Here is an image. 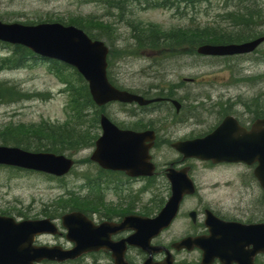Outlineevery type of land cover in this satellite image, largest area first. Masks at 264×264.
<instances>
[{"label": "rangeland", "instance_id": "374dc122", "mask_svg": "<svg viewBox=\"0 0 264 264\" xmlns=\"http://www.w3.org/2000/svg\"><path fill=\"white\" fill-rule=\"evenodd\" d=\"M224 1L209 0L195 6L188 5L186 9L181 10L182 13L185 12L183 14H175L168 9L133 8L128 15L121 16L115 10H109L106 12L107 16H103L102 4L97 0H0V19L4 22L58 21L70 24L72 19L79 17L85 21V24L94 25V29L109 28L108 35L112 43L108 44L104 39L102 40L108 46V53L111 52L107 58L109 61L107 73L116 86L142 92L144 88H157L160 84L178 82L182 77H195L198 82L203 83L186 84L185 87L194 94H209V99L201 100L203 95L196 97L197 101H202L204 104L196 112L206 119L207 124H210L211 119L205 117L203 113L209 109L216 111L214 103L221 98L248 99L252 97L262 106L257 107L260 109L259 112L264 111V42L258 46V50L242 56L218 58L191 52H180L179 55L171 56L150 50H144L142 55L134 56L129 55L136 43L128 25V19L131 17L143 23H154L165 30L217 28L230 31L232 30L230 23L220 21L217 16L225 11L233 10V7H224ZM226 1L230 2V0ZM255 8L262 15V26L258 29L264 35V0H256ZM91 17L96 20H91ZM131 22L138 23V21ZM7 50L5 46H0V56L8 54ZM28 63L21 68L0 71V82L15 85L16 89L23 92L46 93V95L30 100L0 103V130L6 127L14 128L18 124H36L43 120L51 122L73 120L75 124H71L72 127L77 129L88 127L92 133L96 130L99 133L98 124L94 123V115L91 112L79 122L72 115L69 98L63 91L61 79L49 70L50 62L30 59ZM228 84L230 86H227ZM185 109L186 107L180 110L179 114L185 113ZM233 109H239V106L236 105ZM171 111L175 112L174 109ZM103 112H106L114 122L129 123L125 110L117 104L107 105ZM91 150L90 147L79 149L74 154L64 152L65 155L69 154L76 164L72 171L61 179H51L40 173L17 171L0 166V212L5 211L16 219H21L20 213H25L29 218H40L46 215V212L50 215L68 212L71 209L67 206L71 202L68 200L70 198L67 197V193H72L68 191H76L99 203L98 191L94 193V196L89 195L87 187L81 186L87 182L86 177L102 175L93 164L88 162L87 157ZM153 153L158 160H166L173 156L172 151L165 144L158 145ZM194 170L202 174L198 178V189L208 202H216L213 198L219 201L230 199L237 193V179L233 176L222 177L220 172L224 171L221 167L209 169L206 165L196 162ZM106 182L114 183L121 188L119 180ZM226 183L227 186L224 185ZM129 185L133 190L127 189L120 196V200L109 184L110 188L104 190V204L98 207L97 205L87 206L89 208L85 210L86 213L94 211L101 218L126 213L153 215L163 204V195L167 194L166 190H155L152 184L130 182ZM160 192H162L161 196ZM175 232L176 226H173L159 239L169 242ZM129 257L135 259L132 255Z\"/></svg>", "mask_w": 264, "mask_h": 264}, {"label": "water", "instance_id": "95a60500", "mask_svg": "<svg viewBox=\"0 0 264 264\" xmlns=\"http://www.w3.org/2000/svg\"><path fill=\"white\" fill-rule=\"evenodd\" d=\"M0 40L23 45L36 55L59 60L76 68L87 81L89 93L97 105L114 100L138 104L150 102L112 86L106 77L107 47L104 42L91 39L73 25L57 22L28 25L0 21ZM262 40L263 37H258L242 43L202 44L196 51L204 55L244 53L253 50ZM226 123L223 121L217 129L203 138L179 142L174 146L184 156L211 159L214 162H257L254 174L264 190V129L257 124L247 132ZM259 123L264 124V119ZM100 126L102 134L96 141L91 159L103 167L128 170L132 175L151 172L152 165L148 162L146 153L148 146L142 144V140L147 138L146 134L118 129L104 115L100 117ZM0 164L59 176L70 169L73 160L62 154L30 152L0 145ZM179 176L182 178L168 176L171 194L153 218L129 215L117 226L102 224L92 227L79 212L63 215L62 222L67 228L66 237L75 244L68 251H61L58 247L32 245L34 235L53 231L54 226L48 219L15 221L9 216L0 215V264H33L34 261L46 258L64 260L100 247L111 250L114 264H127L123 259L126 244L137 246L148 254L159 251V248L149 246V240L170 223L182 194L192 191L189 178L183 174ZM221 228L216 233L217 239L211 238L209 241L210 249L204 248L207 254L202 257L203 264L212 260L211 252H215L222 264H230L233 260L237 264H251L252 255L264 250V225L261 228H251L247 237L239 233L237 228L232 227L229 232L226 226ZM123 229H133L134 232L119 241L109 240L110 234ZM202 241L197 240L196 244L202 245ZM187 242L183 240L181 244L188 246ZM249 242L253 244L252 248L246 249L245 245ZM164 261L165 264H171L169 256ZM144 264H152L150 255L144 260Z\"/></svg>", "mask_w": 264, "mask_h": 264}, {"label": "flooded vegetation", "instance_id": "af4514ba", "mask_svg": "<svg viewBox=\"0 0 264 264\" xmlns=\"http://www.w3.org/2000/svg\"><path fill=\"white\" fill-rule=\"evenodd\" d=\"M184 80L185 78H181ZM187 82V83H186ZM180 81L171 84H160L157 88L143 89L142 93L147 97H158V102L146 110L145 113H131L127 115L129 121H134L132 125L127 124V128L134 131L151 130L154 132L153 147L165 144L170 148L173 156L166 160H158L154 154H151V160L154 165L153 174L151 177L138 176L129 177L132 181L153 180L155 190H167L165 198L169 193V183L166 178V173L169 170H185L187 176L191 179L194 189L190 193H185L181 196L178 205V210L172 218L169 226L162 230L150 243L152 245H160L170 251L171 264H202V256L207 254V249L210 245V240L217 239L221 227L226 226L227 232L233 228L239 229L243 236L250 235L248 231L256 224H264V199L262 188L254 175V169L257 163L245 162H218L214 163L211 160H198L196 158H186L183 154L172 145L177 141H185L193 138H200L215 130L223 121L226 120V125L239 126L246 131L257 125V122L264 119V112H259L258 106L261 107L255 98L240 99V97L221 98L220 101L214 103V107L205 111L204 116L211 119V123L207 124L206 119L197 114L199 107H202L203 102L197 101V96H202L201 100L209 99V94L195 93L187 90L185 85H197L199 83L196 78L192 77L189 81ZM227 86H230L228 84ZM213 100V99H212ZM177 101V102H176ZM185 102H187L185 104ZM239 106V109H233L234 106ZM184 107L185 113L179 114ZM241 107V108H240ZM174 109L178 113H172ZM231 117L232 119H227ZM225 125V126H226ZM264 129V125L258 124ZM158 139V142H157ZM160 142V144H159ZM176 150H175V149ZM198 162L206 165L209 169L221 167L224 172L220 174L226 177L237 179L238 191L235 196L230 199L218 200L216 202H208L198 189V178L202 176L194 170V164ZM96 167V164H94ZM207 169V168H205ZM236 170V171H234ZM238 172V173H235ZM117 175L125 177L122 182L127 181V177L122 171H115ZM234 173V174H233ZM223 185V184H222ZM224 185H228L227 183ZM160 192V196H161ZM50 215L49 212H46ZM129 214V213H126ZM125 214V215H126ZM54 216V215H50ZM86 216L94 224L102 221H120L123 215H114L101 218L96 212L86 213ZM151 216V215H147ZM52 221L56 225L54 233H44L37 235L34 238V245L58 247L61 250H71L74 245L66 238L65 229L61 226L57 218ZM243 225V226H239ZM176 226V232L169 242L160 240V236L169 228ZM221 226V227H220ZM134 231L123 229L113 233L110 238L119 241L128 237ZM182 240L191 242L190 246L181 244ZM197 240H203L202 245L196 244ZM246 249L252 248V244L245 245ZM136 254V258L128 260L130 253ZM111 250L98 248L97 250L88 251L78 254L73 258H67L59 261L56 259H43L36 264H114L111 256ZM149 254H145L142 250L135 247L127 246L123 256L128 261V264H144V260ZM212 261L204 264H221L215 258V252H211ZM164 252H152L150 263L165 264ZM251 264H264V251L255 253L251 257ZM230 264H237L236 261H231Z\"/></svg>", "mask_w": 264, "mask_h": 264}, {"label": "trees", "instance_id": "16d2710c", "mask_svg": "<svg viewBox=\"0 0 264 264\" xmlns=\"http://www.w3.org/2000/svg\"><path fill=\"white\" fill-rule=\"evenodd\" d=\"M97 1L102 4L103 16H107L106 12L109 10H115L123 16L128 15L133 8H140L142 10L164 8L174 11L175 14H183L185 12L182 13L181 10L186 9L188 5L195 6L196 4L208 2L209 0ZM224 3V7H233V10L225 11L217 16L220 21H228L230 23L232 29L230 31L217 28H195L193 30L174 28L165 30L154 23H143L130 17L128 19V25L131 28V33L136 44L135 48L130 53L128 52L129 55L140 56L144 50L162 52L163 54H170L171 56L179 55L181 54L180 52H191L195 54V48L202 43L241 42L263 35L258 29V27L262 26V15L255 8L256 0H230V2L225 0ZM90 19L96 20L93 17ZM59 21L62 20L59 19ZM131 21H138V23ZM69 23L83 29L91 38L104 39L108 44L112 43L111 37L108 35L109 28L106 30L102 29V27L94 29V25L90 26L85 24V21L79 17L72 19ZM0 46L8 48V54L0 56V71L21 68L29 64L30 59H38L33 57L23 46L10 45L2 42H0ZM110 53L109 51L108 55ZM50 63L48 64L49 70L61 79L63 91L68 95L69 105L73 112L72 115L79 122L83 121L84 117L91 112L94 115V123H96L97 117L95 115L98 113L99 108L93 105L83 77L73 67L64 63L58 61H51ZM108 78L112 81L109 75ZM45 95L46 93L23 92L16 89L15 85L0 82V103L30 100ZM71 124H75V121L51 122L43 120L36 124H18L14 128L6 127L0 130V143L2 145L17 146L29 151H49L52 153H64L67 151L69 154H74L79 149L90 146L94 138V133L88 127L84 128L86 130L77 129L72 127ZM14 170L19 171L20 169ZM49 177L52 178L51 176ZM68 200L71 202L67 206L70 209L80 207V202L73 201V198ZM82 206H85V204H82ZM20 214L26 216L25 213Z\"/></svg>", "mask_w": 264, "mask_h": 264}]
</instances>
